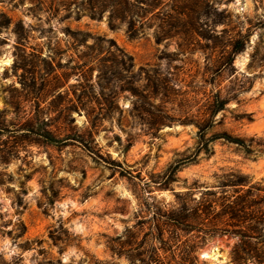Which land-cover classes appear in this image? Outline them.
<instances>
[{"label": "rangeland", "instance_id": "rangeland-1", "mask_svg": "<svg viewBox=\"0 0 264 264\" xmlns=\"http://www.w3.org/2000/svg\"><path fill=\"white\" fill-rule=\"evenodd\" d=\"M81 1L0 0V251L6 260L20 255V264H39L38 246H19L38 237L59 264H140L131 258L156 248L169 264L172 253L160 237L176 236L179 253L213 221L232 229L228 217L202 212L203 203L235 194L220 186L230 172L264 183V173L252 167L256 159L264 165V153L249 156L222 140L210 156L168 171L195 150L196 121L219 88L223 96L237 92V99L217 113L212 131L264 140V0H164L138 21L136 37L127 22L110 20L109 9L101 19L82 12L77 18ZM79 30L112 38L135 65L128 58L126 66L114 62V46H97L91 37L83 42ZM242 35L249 40L233 54ZM157 77L175 88L164 103L143 96ZM160 107L173 120L153 127L151 111ZM40 126L60 137L90 130L94 152L73 140L53 145L24 129ZM188 208L201 217L179 228L168 221L167 214ZM19 220L28 231L15 241L9 230ZM62 227L70 237L60 249L50 230L65 237ZM238 242L230 233L208 236L195 250L198 264H258L235 260Z\"/></svg>", "mask_w": 264, "mask_h": 264}, {"label": "trees", "instance_id": "trees-1", "mask_svg": "<svg viewBox=\"0 0 264 264\" xmlns=\"http://www.w3.org/2000/svg\"><path fill=\"white\" fill-rule=\"evenodd\" d=\"M164 3V0H82L76 3V17L81 16V12L88 14L91 18L101 19L103 13L109 9L110 10V20L114 21L120 19L127 22V32L130 36L136 37L139 34V27L137 23L139 20L143 19L145 15L153 12L158 7ZM71 14L69 12L68 16ZM5 16V15H4ZM2 25V23H0ZM22 22H18V26H21ZM141 26V25H140ZM81 35L82 41L86 42L88 37H91L95 41V45L102 47L104 43H107L108 48L114 46L115 53H113L112 60L116 63H121L126 66V58L130 60V66H134L133 56L128 54L122 47H120L115 40L112 38H106L101 35H94L89 31L79 30L76 32ZM249 40L248 35H242L237 38L232 43V53L237 54L242 51L247 41ZM117 51L119 53H117ZM117 53V54H116ZM121 58V59H119ZM151 84H149V94L143 95L144 98H156L161 97L162 103L168 101L171 97V93H174L175 88L170 83L169 79H163L160 77L150 78ZM134 81H130L133 83ZM134 87V86H133ZM129 88L133 93H135V88ZM232 95H222V90L219 88L213 95L212 99L207 103L206 111L204 116L196 121L198 127L197 130V142L196 148L187 156L177 158L168 168V171L175 173L180 170L184 165L196 163L198 157L201 153L208 157L214 152V142L217 140H222L231 144H235L243 149V151L249 155H256L258 153H264V140L256 137H244L240 135L233 134L227 129H212L217 125L216 115L220 111L227 110V104L231 99H237V92ZM115 99L110 98V103H113ZM151 103V102H149ZM153 104V103H152ZM159 106V105H158ZM92 112H89V116ZM151 118L149 119L150 125L159 126L165 119L173 120L171 116L165 113L163 108H158L156 111H151ZM251 120V118H249ZM92 124L97 125L98 118L94 116L92 119ZM221 124V121L218 122ZM26 131H32L40 135L45 141L53 145L63 146L67 145L70 140L78 142L80 145L94 152L91 142L93 140L92 131L87 130L86 133H77L75 136H64L60 137L54 134L51 130L44 126L37 128H24ZM88 133L90 138H87ZM107 161L111 164H116L121 166V162L116 161L109 155ZM176 178H173L175 180ZM171 183V180H167L166 186ZM221 188H233L234 193L229 196H224L222 200H212L203 203L202 212L208 218L210 215H214L215 219H221L223 217L227 218V225L232 226V229L219 227L216 222H212L211 226L207 228H200L199 231L203 232L204 235L196 236L200 237L199 241L193 240V242L184 244L180 252L177 253L178 247L174 248L176 243V236H171L169 240H165L162 237L160 239L164 243L162 248L164 251L167 249L171 250V256L168 258L169 264L172 260L177 261V257L180 258L177 261L178 264H184L189 262V264H198V257L195 254V250L199 243H204L208 236L222 235L230 233L234 236L239 237V242L235 245L234 258L237 262H246L249 258L254 259L258 264H264V183L262 181L251 182L248 176L244 173L232 171L227 175V179L220 184ZM247 187L246 189H244ZM201 217L199 209L188 208L185 211L173 212L167 214V219L174 226L181 227L185 226L192 220H197ZM28 228L23 220H19L17 224L9 230V233L14 234L13 238L15 241L19 238H24L27 234ZM62 231L65 235L55 236V234L50 230V237L52 238V243L59 246L62 249V243H66L70 237V233L67 228L62 227ZM44 239L41 238H26L19 242V246L23 249H29L31 247L38 246V251L44 255V257L39 261V264H59L62 262L60 258L53 259L47 256V250L42 247ZM143 247L142 244L137 246L138 249ZM159 248H156L150 256L144 255L143 252H139L131 258V262L140 264H164L165 259L159 253ZM22 257L19 255L12 260H6L3 253L0 251V264H20Z\"/></svg>", "mask_w": 264, "mask_h": 264}, {"label": "water", "instance_id": "water-1", "mask_svg": "<svg viewBox=\"0 0 264 264\" xmlns=\"http://www.w3.org/2000/svg\"><path fill=\"white\" fill-rule=\"evenodd\" d=\"M4 64V59L0 60V67H2ZM252 167L254 173H264V165L261 163L259 159L253 160L252 161Z\"/></svg>", "mask_w": 264, "mask_h": 264}, {"label": "bare ground", "instance_id": "bare-ground-1", "mask_svg": "<svg viewBox=\"0 0 264 264\" xmlns=\"http://www.w3.org/2000/svg\"><path fill=\"white\" fill-rule=\"evenodd\" d=\"M5 61V60H4Z\"/></svg>", "mask_w": 264, "mask_h": 264}]
</instances>
